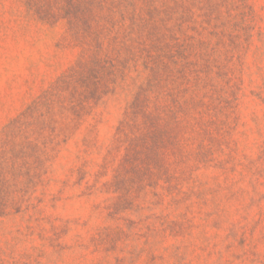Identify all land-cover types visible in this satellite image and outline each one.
Wrapping results in <instances>:
<instances>
[{"label": "rangeland", "instance_id": "rangeland-1", "mask_svg": "<svg viewBox=\"0 0 264 264\" xmlns=\"http://www.w3.org/2000/svg\"><path fill=\"white\" fill-rule=\"evenodd\" d=\"M144 2L88 95L89 37L0 0V264H264V0Z\"/></svg>", "mask_w": 264, "mask_h": 264}, {"label": "trees", "instance_id": "trees-1", "mask_svg": "<svg viewBox=\"0 0 264 264\" xmlns=\"http://www.w3.org/2000/svg\"><path fill=\"white\" fill-rule=\"evenodd\" d=\"M138 0H26L27 7L32 9L36 15L43 21L55 23L63 20L66 22L70 30H75L76 33H84L89 37V49L87 59L82 64H87L88 73L96 81L92 82L91 88H88V95H93L98 88L105 89L108 81L112 78L122 77L127 59L124 54L127 53L129 43L133 41V28L135 26L132 21L131 25L123 31H128V38H120V34H115L116 26L100 25L103 21H110L109 15L112 12L120 13V17L129 10L130 7H135ZM144 3H150L145 0ZM154 1V0H152ZM152 5H147L150 8ZM133 12V11H132ZM105 30V31H104ZM129 61L133 62L134 70L136 71L139 62L137 54L128 53ZM134 59V61H133ZM137 59V60H136ZM152 61L141 63L143 69L148 72L149 77L145 79L146 84L139 86L137 93L133 97V101L129 107V115L134 123L142 115L144 119L153 116L147 113V109L151 103L148 91L150 90L152 75L154 68L151 65ZM75 71V70H74ZM75 74V72H74ZM175 119V115H172ZM143 130L146 133L149 131V126L143 123ZM133 139H131L132 141ZM156 141V140H155ZM154 141V143H155ZM129 145H126L128 150Z\"/></svg>", "mask_w": 264, "mask_h": 264}]
</instances>
